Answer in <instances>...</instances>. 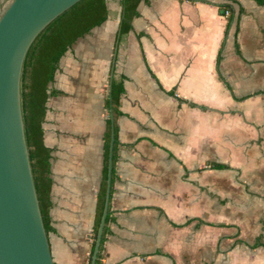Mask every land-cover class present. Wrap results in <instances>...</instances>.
<instances>
[{
    "label": "crops",
    "instance_id": "crops-1",
    "mask_svg": "<svg viewBox=\"0 0 264 264\" xmlns=\"http://www.w3.org/2000/svg\"><path fill=\"white\" fill-rule=\"evenodd\" d=\"M12 1L0 0V18ZM106 7L50 85L54 264L89 262L111 80L124 94L102 263L264 264V246L252 247L263 215L223 214L264 212V5L142 0L123 36L122 0Z\"/></svg>",
    "mask_w": 264,
    "mask_h": 264
},
{
    "label": "water",
    "instance_id": "water-1",
    "mask_svg": "<svg viewBox=\"0 0 264 264\" xmlns=\"http://www.w3.org/2000/svg\"><path fill=\"white\" fill-rule=\"evenodd\" d=\"M81 0H13L0 18V264H54L36 191L22 111L21 80L28 51L41 32ZM112 137L105 205L90 264H96L109 213Z\"/></svg>",
    "mask_w": 264,
    "mask_h": 264
},
{
    "label": "trees",
    "instance_id": "trees-1",
    "mask_svg": "<svg viewBox=\"0 0 264 264\" xmlns=\"http://www.w3.org/2000/svg\"><path fill=\"white\" fill-rule=\"evenodd\" d=\"M142 0H122V18L120 22L119 34L123 36L132 30V22L139 15L138 6ZM259 5H264V0H254ZM222 15L228 12V27L232 20L231 9L227 5H219ZM106 0H81L73 7L65 11L53 22H51L30 47L26 56L21 80L22 111L25 123V134L28 144L31 166L40 204V210L46 229L49 234L53 231L51 225L50 211L53 207L51 191L53 179L51 174L52 149L46 146L44 141L43 124L46 120L48 104L53 92L50 85L54 80L59 63L65 54L92 30L100 26L107 19ZM124 94L121 84L112 83V108L114 116V155L113 165L117 160L119 146L117 115L119 101ZM110 108L109 101L107 109ZM112 137V122L106 120V131L104 134V154L102 180L97 197L96 218L92 235V246L89 256L90 264L97 231L105 205L107 190L108 164L110 143ZM112 171V181L115 177V169ZM212 169H229L228 165L210 164ZM112 189V188H111ZM109 217L106 219L100 249L97 255L96 264H103L104 245L109 234ZM264 246L261 238H257L253 248Z\"/></svg>",
    "mask_w": 264,
    "mask_h": 264
},
{
    "label": "rangeland",
    "instance_id": "rangeland-1",
    "mask_svg": "<svg viewBox=\"0 0 264 264\" xmlns=\"http://www.w3.org/2000/svg\"><path fill=\"white\" fill-rule=\"evenodd\" d=\"M88 39H80L79 41H77V43L75 44V46L77 45V44H79V43H83V42H85V41H87ZM251 199H252V202H253V200L254 199H256V197L255 196H253V195H251ZM258 200L256 199V204L258 203L257 202ZM221 213V212H220ZM223 214L224 215H226V214H229V215H231V214H233V220H234V222H236V223H238V224H244L245 222H247L248 221V219L249 218H256L255 220H258L259 218H260V215H263V217H264V212H260V211H257V210H255V211H246V210H235V211H230V212H228V211H224L223 212ZM253 216V217H252ZM226 217H224V219H225ZM243 225H241V227L240 228H238V229H233L234 230V232H236L237 230L239 231V233H242V230H243ZM248 229V228H247ZM251 234H253L252 232H251Z\"/></svg>",
    "mask_w": 264,
    "mask_h": 264
},
{
    "label": "built area",
    "instance_id": "built-area-1",
    "mask_svg": "<svg viewBox=\"0 0 264 264\" xmlns=\"http://www.w3.org/2000/svg\"><path fill=\"white\" fill-rule=\"evenodd\" d=\"M226 16H228V12L226 13Z\"/></svg>",
    "mask_w": 264,
    "mask_h": 264
}]
</instances>
